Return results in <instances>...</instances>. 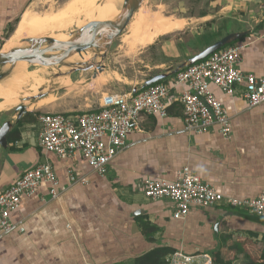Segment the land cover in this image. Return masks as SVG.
<instances>
[{"label": "crops", "instance_id": "0c3cea01", "mask_svg": "<svg viewBox=\"0 0 264 264\" xmlns=\"http://www.w3.org/2000/svg\"><path fill=\"white\" fill-rule=\"evenodd\" d=\"M44 1L0 0L1 45L14 34L23 14L35 13ZM219 2L224 11L219 36L180 49L167 41L162 46L165 55L191 57L224 35L241 31L231 42L242 45L237 66L264 76V0ZM174 74L161 80L171 88L164 99L167 115H143L140 129L127 135L103 176L79 154L60 158L38 145L39 115L45 112L27 107L17 119L16 107L0 109V127L11 122L6 144L0 145V191L41 163L50 164L58 180L56 197L50 195V184L42 182L10 211L13 227L0 237V264H137L159 246L209 253L212 258L219 251L234 264L264 263V217L219 203L191 205L185 217L175 218L171 200L151 199L142 191L144 179L173 181L187 166L225 197L253 198L264 192V102L249 105L244 83L236 84L232 94L210 83L226 110L230 133L223 136L215 124L201 133L189 131L177 98L186 85L173 84Z\"/></svg>", "mask_w": 264, "mask_h": 264}, {"label": "built area", "instance_id": "2783aa9c", "mask_svg": "<svg viewBox=\"0 0 264 264\" xmlns=\"http://www.w3.org/2000/svg\"><path fill=\"white\" fill-rule=\"evenodd\" d=\"M241 47L239 43L224 45L175 72L173 84L186 85L177 93L183 107L186 130L201 133L215 124L223 136L230 133L226 110L210 91V83L228 94L234 92L236 84L244 83L243 95L249 105L264 102V76L245 72L237 66ZM170 89L160 80L139 91L105 93L100 98L98 108L82 113H41L38 145L60 158L71 159L79 154L93 171L103 176L107 164L125 145L127 135L140 129L139 122L143 115H167L164 99ZM70 179L74 180V177L70 175ZM42 182L50 184V195L56 197L58 180L48 163L27 169L0 191V237L13 227L9 219L10 211L18 207L23 196L32 195ZM141 186L148 198L171 200L175 218L185 217L191 205L209 207L219 203L264 217V192L253 198L225 197L187 166L177 172L173 181L146 178ZM164 264L214 262L209 253L188 254L177 249L165 255Z\"/></svg>", "mask_w": 264, "mask_h": 264}, {"label": "rangeland", "instance_id": "374dc122", "mask_svg": "<svg viewBox=\"0 0 264 264\" xmlns=\"http://www.w3.org/2000/svg\"><path fill=\"white\" fill-rule=\"evenodd\" d=\"M67 1L45 0L36 12L39 15H44L47 12L56 11L65 5ZM92 3L97 7L96 11L99 19L103 0H93ZM138 10L134 13L123 32L114 39L105 56L99 59V63L104 67L103 71L99 72L94 68L93 70H75L67 74L64 73L67 68L62 66L60 68L63 72H60L56 67L28 63L18 64L17 67L20 73H23V79L12 92V96L14 95L12 102L4 103L0 106V109L9 107L13 110L20 104L36 109L38 112L82 113L83 111L96 109L100 98L105 93L129 91L133 87H140L151 76L163 70H168V68L170 70L174 69L179 62L184 61L183 58L186 57L184 54L175 59L167 57L162 49L165 42L173 41L184 47L187 46L185 44L187 39H193L191 41L193 45L196 38L212 37L213 39L224 30V19L222 18L224 11L219 0H144ZM202 12L207 13V15L200 16ZM153 14L183 19L184 26L168 34H159L154 37L152 42L145 44L138 42L139 45L137 44L138 39L143 38L151 30L138 24L140 23L139 16L152 17ZM74 15L71 24L59 25L60 29L69 26L65 30L58 31L57 29L56 31L38 33L37 35L66 34L67 36L80 27L78 25L81 22L88 21L90 18L80 9ZM136 32L137 34H135ZM24 35L37 36L34 33ZM179 37H182V40H179ZM8 40L10 42L15 41L13 38ZM163 62H166V64L163 65ZM160 64L162 65L159 68H153L154 66L158 67ZM168 65L170 67L167 68ZM93 72L97 73V78L92 77ZM11 75L1 84H6ZM31 75L34 76L33 79ZM37 95L40 96L37 97Z\"/></svg>", "mask_w": 264, "mask_h": 264}, {"label": "water", "instance_id": "95a60500", "mask_svg": "<svg viewBox=\"0 0 264 264\" xmlns=\"http://www.w3.org/2000/svg\"><path fill=\"white\" fill-rule=\"evenodd\" d=\"M143 2L144 0H122L117 15L112 19L87 21L69 33L65 39L42 35L20 37L10 45H7L5 41L0 47V83H3L14 72L20 62L56 67L60 72H63L60 68L62 66L67 68L64 71L67 74L75 70H93L94 68L99 72L103 71L104 67L99 63V59L105 56L114 39L123 32ZM242 35L241 31L224 35L179 63L174 69L151 76L140 87L162 80L167 74L175 73L186 65L205 58L220 47L236 41ZM82 52L89 53L87 62L69 61L70 57ZM96 76L97 73L93 72L92 77ZM132 90L136 91L137 87ZM26 109V105H18L16 118L19 119ZM10 126L11 122L5 121L0 127V145L2 146L6 144V133Z\"/></svg>", "mask_w": 264, "mask_h": 264}, {"label": "bare ground", "instance_id": "6f19581e", "mask_svg": "<svg viewBox=\"0 0 264 264\" xmlns=\"http://www.w3.org/2000/svg\"><path fill=\"white\" fill-rule=\"evenodd\" d=\"M92 1L91 0H69L66 2L65 6L58 9L57 11L47 13L44 15H39V14H36V12L35 13L31 12L33 10H27L21 17L17 28L14 30V34L10 38H13L15 40L16 38H20L21 36L27 33L38 34L44 31L47 32L49 30L60 29L59 25H63L67 23L71 24V20L75 16L74 13L79 9L83 10V12H85V15L87 14L90 17L88 21L98 19V14H97L98 12L96 11L97 7L93 4L94 2L92 3ZM121 1L122 0H103L99 19L100 20L112 19L114 16H116L118 13V9H119ZM139 19H140L139 21L140 23L138 24H141L143 28L145 27V29L149 28L151 30H149V33H147L143 38L138 39L137 44L139 43L145 44V43L152 42L155 36H158L159 34H168L169 32L176 30V29H180L184 26L183 19L171 18L170 16H162L159 14H155V15L153 14L152 17H148L146 15H140ZM86 22L87 21L85 20V22L84 21L81 22V24L78 26H81ZM137 32L135 34H137ZM39 36H42V35H39ZM54 36L58 38H62V39H65L68 37V35L66 36V34H58ZM6 43L7 45H10L13 42H10V40H8ZM70 60H73L76 62L78 61L87 62L89 60V53L82 52L81 54H75L74 56L69 58V61ZM24 63L25 62H20V64H24ZM22 74L23 73H20V70L17 67L15 68L14 72L12 73L11 77L9 78L8 82H6V84L0 83V100H1L0 106H2L4 103L12 102L13 97H14V95L12 96V92L14 89H16L15 87L18 84H20L21 80L23 79ZM28 76L27 78L30 77ZM31 78L33 79L34 76L31 75Z\"/></svg>", "mask_w": 264, "mask_h": 264}, {"label": "trees", "instance_id": "16d2710c", "mask_svg": "<svg viewBox=\"0 0 264 264\" xmlns=\"http://www.w3.org/2000/svg\"><path fill=\"white\" fill-rule=\"evenodd\" d=\"M206 15H207V13H205V12H202L200 14V16H206ZM210 21H207V22H210ZM192 40L193 39H187L185 41V44L187 46H191L192 45V43H191ZM201 40L206 42V43H209V41H210L208 37H204L203 39L196 38L193 44L194 45L197 44V46L199 47V46H201V45H199V42H201ZM177 46L180 49L181 45L177 44ZM198 47H196V48H198ZM188 58H189V56H186L185 60H187ZM144 88H146V86L138 87L137 91L142 90ZM170 251H172V250H169V249H167L165 247H160V246L159 247H155L154 249H152L148 253L144 254L141 257H139L138 260H137V264H164V260H163L164 255L166 253L170 252ZM213 262H214V264H234L231 259H224L221 256L219 251H217V252H215L213 254ZM249 264H264V263H255V262L251 261Z\"/></svg>", "mask_w": 264, "mask_h": 264}]
</instances>
